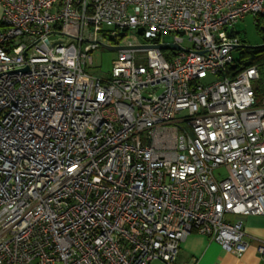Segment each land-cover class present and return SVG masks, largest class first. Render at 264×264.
<instances>
[{
    "label": "built area",
    "instance_id": "1",
    "mask_svg": "<svg viewBox=\"0 0 264 264\" xmlns=\"http://www.w3.org/2000/svg\"><path fill=\"white\" fill-rule=\"evenodd\" d=\"M0 6V264H174L193 232L241 256L264 215V98L234 27L264 0Z\"/></svg>",
    "mask_w": 264,
    "mask_h": 264
},
{
    "label": "crops",
    "instance_id": "2",
    "mask_svg": "<svg viewBox=\"0 0 264 264\" xmlns=\"http://www.w3.org/2000/svg\"><path fill=\"white\" fill-rule=\"evenodd\" d=\"M1 15V6H0ZM244 230L250 245L241 255L225 250L207 236L191 233L180 246L174 264H264L256 251L257 239H264V215H249L244 218ZM155 264H164L156 262Z\"/></svg>",
    "mask_w": 264,
    "mask_h": 264
},
{
    "label": "rangeland",
    "instance_id": "3",
    "mask_svg": "<svg viewBox=\"0 0 264 264\" xmlns=\"http://www.w3.org/2000/svg\"><path fill=\"white\" fill-rule=\"evenodd\" d=\"M256 16L254 15H247L243 20H240L235 25V32L238 34V36L243 41L242 45L247 47H255L264 44L260 34H259V28L256 25ZM130 35L138 36L142 42V44H147L148 41H146L141 33L139 31H131ZM52 41H55L57 39H60V36H51L50 38ZM185 47L191 46L188 41L184 42ZM243 49H235L233 51V55L236 60L240 59V52ZM101 53V59L102 64L101 66H98L96 63L94 65H88L86 67V71L97 77L105 78L108 77L111 67H112V60H114L117 55V50H108L106 48H101L100 50H97V53ZM250 60H245L244 63H249ZM213 80V77H209L206 81L209 82ZM264 83V68L260 66V79L254 81V86H259ZM220 174L224 176L225 170L221 169ZM232 219V218H231Z\"/></svg>",
    "mask_w": 264,
    "mask_h": 264
},
{
    "label": "trees",
    "instance_id": "4",
    "mask_svg": "<svg viewBox=\"0 0 264 264\" xmlns=\"http://www.w3.org/2000/svg\"><path fill=\"white\" fill-rule=\"evenodd\" d=\"M256 18H257L256 25L259 28V34L264 42V27H263L264 15H257ZM0 26H1V23H0ZM241 42L243 43L242 40ZM241 48L243 50L240 52V59L236 60L237 61L236 68L241 70L242 66L252 65V64L257 65L259 68L260 66L264 68V45L263 44L257 47H247L241 44L239 49ZM245 60H250V62L244 63ZM255 90H256L258 98L262 100L264 98V83L262 85L256 86Z\"/></svg>",
    "mask_w": 264,
    "mask_h": 264
},
{
    "label": "water",
    "instance_id": "5",
    "mask_svg": "<svg viewBox=\"0 0 264 264\" xmlns=\"http://www.w3.org/2000/svg\"><path fill=\"white\" fill-rule=\"evenodd\" d=\"M160 47L163 48V49L168 48V46H166V45H161ZM255 47H257V46H255ZM105 48L108 49V50H116V49H118L117 47H110V46H105ZM97 63H98V65L101 64V54L97 55Z\"/></svg>",
    "mask_w": 264,
    "mask_h": 264
},
{
    "label": "flooded vegetation",
    "instance_id": "6",
    "mask_svg": "<svg viewBox=\"0 0 264 264\" xmlns=\"http://www.w3.org/2000/svg\"><path fill=\"white\" fill-rule=\"evenodd\" d=\"M263 27H264V25H263Z\"/></svg>",
    "mask_w": 264,
    "mask_h": 264
}]
</instances>
